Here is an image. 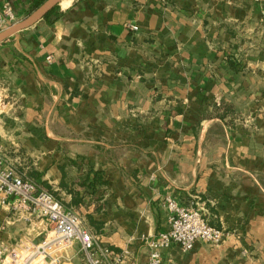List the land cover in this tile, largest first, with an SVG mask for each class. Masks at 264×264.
Returning <instances> with one entry per match:
<instances>
[{
	"label": "crops",
	"instance_id": "1",
	"mask_svg": "<svg viewBox=\"0 0 264 264\" xmlns=\"http://www.w3.org/2000/svg\"><path fill=\"white\" fill-rule=\"evenodd\" d=\"M41 2L0 9L18 22ZM0 92L7 159L116 264H148L167 200L225 238L165 256L264 264V0H63L0 44ZM4 224L14 245L50 228L0 207Z\"/></svg>",
	"mask_w": 264,
	"mask_h": 264
},
{
	"label": "built area",
	"instance_id": "2",
	"mask_svg": "<svg viewBox=\"0 0 264 264\" xmlns=\"http://www.w3.org/2000/svg\"><path fill=\"white\" fill-rule=\"evenodd\" d=\"M258 1V0H255ZM17 22L10 7L0 9V32ZM5 96L0 92V104ZM0 207L15 215H27L32 221H45L49 230L40 242L11 244L2 239L7 225H0V264H67L74 254H81L88 264H116L111 248L91 234L84 220L67 209L56 197L20 175L7 159L0 145ZM169 218L166 228L152 239H145L148 264H178L165 251L178 246L190 252L196 243L219 245L225 234L208 224L201 212L180 207L167 200ZM8 224V223H7Z\"/></svg>",
	"mask_w": 264,
	"mask_h": 264
},
{
	"label": "water",
	"instance_id": "3",
	"mask_svg": "<svg viewBox=\"0 0 264 264\" xmlns=\"http://www.w3.org/2000/svg\"><path fill=\"white\" fill-rule=\"evenodd\" d=\"M62 1L63 0H46L27 17L11 24L5 30L0 32V44L8 41L18 33L33 27L38 22L45 19L56 7L60 5Z\"/></svg>",
	"mask_w": 264,
	"mask_h": 264
},
{
	"label": "trees",
	"instance_id": "4",
	"mask_svg": "<svg viewBox=\"0 0 264 264\" xmlns=\"http://www.w3.org/2000/svg\"><path fill=\"white\" fill-rule=\"evenodd\" d=\"M46 0H42V2L40 3V5L42 4V3H44ZM58 10V7H56L47 17L49 18V17H51V16H53L55 13H56V11Z\"/></svg>",
	"mask_w": 264,
	"mask_h": 264
},
{
	"label": "rangeland",
	"instance_id": "5",
	"mask_svg": "<svg viewBox=\"0 0 264 264\" xmlns=\"http://www.w3.org/2000/svg\"><path fill=\"white\" fill-rule=\"evenodd\" d=\"M43 239V237H38V240L41 241ZM29 241V240H28Z\"/></svg>",
	"mask_w": 264,
	"mask_h": 264
}]
</instances>
